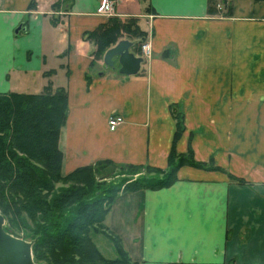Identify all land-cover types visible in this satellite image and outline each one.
<instances>
[{"label": "crops", "instance_id": "crops-1", "mask_svg": "<svg viewBox=\"0 0 264 264\" xmlns=\"http://www.w3.org/2000/svg\"><path fill=\"white\" fill-rule=\"evenodd\" d=\"M103 1L0 0V93L65 91L63 175L103 161L165 169L180 112L175 152L218 169L182 166L169 187L118 194L105 226L137 264H264V1L228 0L223 16L207 0H116L109 17L95 14ZM117 19L141 36L105 51L150 46L133 76L87 38ZM114 113L124 123L110 131Z\"/></svg>", "mask_w": 264, "mask_h": 264}, {"label": "trees", "instance_id": "trees-1", "mask_svg": "<svg viewBox=\"0 0 264 264\" xmlns=\"http://www.w3.org/2000/svg\"><path fill=\"white\" fill-rule=\"evenodd\" d=\"M229 4L228 0H207V13L229 16ZM135 31L129 21L117 19L88 33L87 38L96 45L93 57L100 58L120 36ZM173 115L176 126L166 169L145 166L161 177L122 180L101 188L100 169L114 165L110 161L81 166L66 175L61 172L63 156L58 140L67 117L64 90L48 85L39 94L0 93V213L5 232H23V238L33 240L36 264H137L104 224L118 194L169 187L182 166L218 169L212 163L195 162L190 147L184 154L175 152L174 144L184 127L181 113L173 111ZM57 184L66 188H57ZM92 235L108 239L117 257L105 258Z\"/></svg>", "mask_w": 264, "mask_h": 264}, {"label": "water", "instance_id": "water-1", "mask_svg": "<svg viewBox=\"0 0 264 264\" xmlns=\"http://www.w3.org/2000/svg\"><path fill=\"white\" fill-rule=\"evenodd\" d=\"M21 27L17 28L16 32ZM133 43L123 39L107 49L103 55V63L112 68L118 65V73L133 76L140 70L143 59L134 55L130 48ZM4 218L0 213V264H36L32 259L31 243L16 238L5 232Z\"/></svg>", "mask_w": 264, "mask_h": 264}, {"label": "rangeland", "instance_id": "rangeland-1", "mask_svg": "<svg viewBox=\"0 0 264 264\" xmlns=\"http://www.w3.org/2000/svg\"><path fill=\"white\" fill-rule=\"evenodd\" d=\"M166 169V168H165ZM162 169V170H165ZM100 177L103 176V180L97 179L98 183L102 184L101 188H106L107 186L111 185V183L119 184L122 180H129V179H141L145 177H157L160 178L161 176L158 173L150 172L145 166L137 167V168H130L124 165H112V166H102L101 167ZM57 188H66V185L57 184ZM16 238L22 239L26 242L32 243L33 240L30 237L23 238L25 235L23 232H14V234H10ZM92 240L102 255L107 259H112L114 257V251L112 249L111 244L106 240L104 236L101 235H92Z\"/></svg>", "mask_w": 264, "mask_h": 264}, {"label": "built area", "instance_id": "built-area-1", "mask_svg": "<svg viewBox=\"0 0 264 264\" xmlns=\"http://www.w3.org/2000/svg\"><path fill=\"white\" fill-rule=\"evenodd\" d=\"M115 4L116 0H104L95 11V14L104 17L112 16V14L114 13ZM140 49V57L143 60L148 59L151 55L150 46L148 44H143L141 45ZM107 123L109 130L114 131L119 125L124 123V119L122 116L114 113L108 117Z\"/></svg>", "mask_w": 264, "mask_h": 264}]
</instances>
